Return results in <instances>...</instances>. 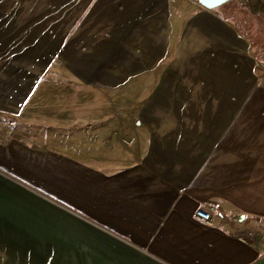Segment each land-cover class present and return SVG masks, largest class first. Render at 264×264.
<instances>
[{"label":"crops","instance_id":"1","mask_svg":"<svg viewBox=\"0 0 264 264\" xmlns=\"http://www.w3.org/2000/svg\"><path fill=\"white\" fill-rule=\"evenodd\" d=\"M19 6L0 0V249L50 247L70 214L81 264H264V0Z\"/></svg>","mask_w":264,"mask_h":264},{"label":"rangeland","instance_id":"2","mask_svg":"<svg viewBox=\"0 0 264 264\" xmlns=\"http://www.w3.org/2000/svg\"><path fill=\"white\" fill-rule=\"evenodd\" d=\"M7 1V0H3ZM20 3L19 6V15L25 16L34 19L35 22L40 18L39 24L47 20H43V17L55 19L61 15L71 14L76 10L75 1L77 0H18ZM31 1V4L26 2ZM71 3V4H69ZM67 6V7H66ZM38 24V25H39ZM37 25V26H38ZM42 27V25H40ZM1 91H9L10 89H0ZM22 90V89H19ZM137 91V89H136ZM137 94V93H136ZM131 94L132 102L126 103V114L128 115H139V112L142 110V105L137 103L138 95ZM164 115H177L182 108L186 109L185 105L180 104H169L163 105ZM169 113V114H167ZM173 113V114H171ZM181 114V113H180ZM151 115H154L153 110ZM181 115H184L181 114ZM243 115H250V112L244 113ZM131 144V142H130ZM60 217L58 214H54V219H52V231L50 233V247L45 248H15L10 247L8 249H0V264H81V260L77 261L76 255L81 251L87 250L91 252V248L83 249L78 248V252L74 247L75 242V230L74 226L76 223L75 217L68 214L66 220ZM78 220V219H77ZM61 225V226H60ZM60 226V228H59ZM61 236V238H60ZM91 236L87 237V239ZM85 239L81 236L79 240ZM11 244V243H10ZM17 251H27V256L20 257L16 253ZM15 251V252H14ZM79 262V263H78Z\"/></svg>","mask_w":264,"mask_h":264},{"label":"built area","instance_id":"3","mask_svg":"<svg viewBox=\"0 0 264 264\" xmlns=\"http://www.w3.org/2000/svg\"><path fill=\"white\" fill-rule=\"evenodd\" d=\"M216 213V208L213 205H208L205 210L197 211L194 218L203 225L213 226Z\"/></svg>","mask_w":264,"mask_h":264},{"label":"water","instance_id":"4","mask_svg":"<svg viewBox=\"0 0 264 264\" xmlns=\"http://www.w3.org/2000/svg\"><path fill=\"white\" fill-rule=\"evenodd\" d=\"M230 1L232 0H199V3L205 9L214 10Z\"/></svg>","mask_w":264,"mask_h":264}]
</instances>
